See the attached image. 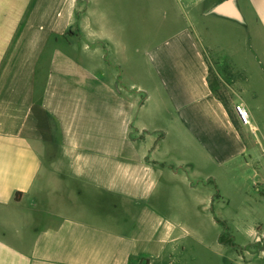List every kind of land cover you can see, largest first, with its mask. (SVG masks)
Returning a JSON list of instances; mask_svg holds the SVG:
<instances>
[{
  "label": "crops",
  "instance_id": "crops-1",
  "mask_svg": "<svg viewBox=\"0 0 264 264\" xmlns=\"http://www.w3.org/2000/svg\"><path fill=\"white\" fill-rule=\"evenodd\" d=\"M229 203L264 217V0H0V264H264V231L184 244L154 215Z\"/></svg>",
  "mask_w": 264,
  "mask_h": 264
},
{
  "label": "rangeland",
  "instance_id": "rangeland-1",
  "mask_svg": "<svg viewBox=\"0 0 264 264\" xmlns=\"http://www.w3.org/2000/svg\"><path fill=\"white\" fill-rule=\"evenodd\" d=\"M221 69V68H220ZM212 71V70H211ZM216 70L213 69L212 71V78L211 82L213 83V87L220 98L223 99V101L226 103V105L232 109L233 106V94H231V91L229 90V76L228 74H224L221 72L222 79H218L217 75L215 74ZM206 171V172H205ZM209 170H204L203 172H200L201 174H197L196 177H192L190 174V177L192 181L199 182V184L203 185V192L210 191L213 194L217 193L216 187L214 184V181L212 178H210L209 175H213L214 172L212 171L210 174H208ZM182 174V171H179V175ZM169 175V174H168ZM160 176V175H159ZM156 177V185L157 189L156 192L160 190L162 182H164L163 178L165 175H161V177ZM175 178V184L181 182V179L179 176L174 175ZM210 178V179H209ZM220 188H222V191L229 200H233L235 197V191H233L230 188L231 184V177L230 175H218V182ZM153 194V193H152ZM156 194V193H155ZM152 196V195H151ZM148 197V198H151ZM186 198V191L185 190H173V193L171 195V198L176 200H181L182 198ZM148 198L145 200L147 201ZM192 197H190L191 199ZM198 206V205H197ZM190 205L188 207V213L189 219L186 221V219L183 218V208L180 206H165L161 208H155L154 215L158 218L159 226H168L172 228V232L175 234V236H179L184 244H187L188 242H191V239L194 235L200 234L201 236H204L206 241L209 243H212L213 240L217 237V235L220 233H224L225 236L235 238V242L238 244H246L247 243V234L246 229L248 227H254L256 230L264 231V217L261 219L253 218L245 221H237L235 220V214L234 210H236L238 207L231 206V204L224 205L222 207L213 206L211 208H201L200 206ZM141 209V208H140ZM137 210V209H136ZM214 217L217 219L224 220L226 223H224L225 226H222L221 223H216L214 220ZM227 230H225L226 228ZM225 228V229H224ZM219 234V235H220ZM234 240V239H233ZM262 242V241H261ZM264 242V241H263ZM256 245H260V242L257 243H251L247 247H253ZM246 247V246H245ZM245 247L240 248V250H244ZM239 248V247H238ZM238 248L236 250L238 251Z\"/></svg>",
  "mask_w": 264,
  "mask_h": 264
},
{
  "label": "trees",
  "instance_id": "trees-1",
  "mask_svg": "<svg viewBox=\"0 0 264 264\" xmlns=\"http://www.w3.org/2000/svg\"><path fill=\"white\" fill-rule=\"evenodd\" d=\"M211 78H212V71H211V69H209V77H208L209 87H210L211 91L213 92V94H214L217 98H219V99L225 104V106L227 107L226 103L223 101L222 98L219 97V95H218L217 92L215 91V89H214V87H213L214 85H213V83L211 82ZM217 223H220V222L217 221ZM221 225H222V226H225L224 223H221ZM225 228H226V227H225ZM225 228H224V229H225ZM227 229H228V228H226L225 230H227ZM224 233H225V232H223V233H221V234L219 235V241H220V243H222V244H224V245H226V246H229V247H231V248H233V249L236 250L237 245L235 244V242H234V240L232 239V237H231V236H230V237L225 236Z\"/></svg>",
  "mask_w": 264,
  "mask_h": 264
},
{
  "label": "built area",
  "instance_id": "built-area-1",
  "mask_svg": "<svg viewBox=\"0 0 264 264\" xmlns=\"http://www.w3.org/2000/svg\"><path fill=\"white\" fill-rule=\"evenodd\" d=\"M233 109L240 123H242L245 126L251 125V118H250L249 111L243 104L241 103L235 104Z\"/></svg>",
  "mask_w": 264,
  "mask_h": 264
},
{
  "label": "water",
  "instance_id": "water-1",
  "mask_svg": "<svg viewBox=\"0 0 264 264\" xmlns=\"http://www.w3.org/2000/svg\"><path fill=\"white\" fill-rule=\"evenodd\" d=\"M229 1L226 2V4H223L221 7H217L215 9L216 12L221 13V12H226L232 17H237L236 14L232 11V8L230 4L228 3ZM242 124V123H241Z\"/></svg>",
  "mask_w": 264,
  "mask_h": 264
}]
</instances>
